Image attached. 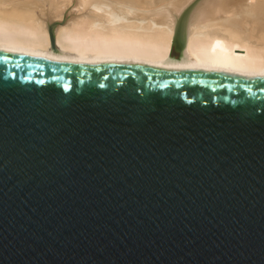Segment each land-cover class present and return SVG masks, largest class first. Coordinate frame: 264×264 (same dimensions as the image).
<instances>
[{
    "label": "water",
    "instance_id": "water-1",
    "mask_svg": "<svg viewBox=\"0 0 264 264\" xmlns=\"http://www.w3.org/2000/svg\"><path fill=\"white\" fill-rule=\"evenodd\" d=\"M0 264H264V81L0 55Z\"/></svg>",
    "mask_w": 264,
    "mask_h": 264
},
{
    "label": "bare ground",
    "instance_id": "bare-ground-1",
    "mask_svg": "<svg viewBox=\"0 0 264 264\" xmlns=\"http://www.w3.org/2000/svg\"><path fill=\"white\" fill-rule=\"evenodd\" d=\"M0 55L264 81V0H0Z\"/></svg>",
    "mask_w": 264,
    "mask_h": 264
}]
</instances>
